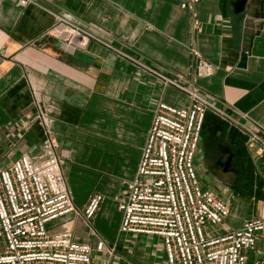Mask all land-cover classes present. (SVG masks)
I'll return each mask as SVG.
<instances>
[{
  "label": "crops",
  "instance_id": "obj_1",
  "mask_svg": "<svg viewBox=\"0 0 264 264\" xmlns=\"http://www.w3.org/2000/svg\"><path fill=\"white\" fill-rule=\"evenodd\" d=\"M185 1L31 0L21 6L0 0V170L23 155L40 162L52 142L76 211L49 223V233L70 231L93 245L102 238L116 246L112 264H166L155 236L121 240L118 208L158 104L189 103L163 78L197 91L221 112L206 113L196 156L210 180L207 189L229 205L224 227L264 220V159L241 128L264 132V0H247L241 16L231 0H199L182 9ZM59 18L111 48L91 41L85 49H66L52 33ZM200 61L211 74L200 70ZM94 194L103 201L87 224L82 214ZM4 247L0 232V253ZM98 254L94 264L104 262ZM246 255L249 264L264 261V231Z\"/></svg>",
  "mask_w": 264,
  "mask_h": 264
},
{
  "label": "built area",
  "instance_id": "obj_2",
  "mask_svg": "<svg viewBox=\"0 0 264 264\" xmlns=\"http://www.w3.org/2000/svg\"><path fill=\"white\" fill-rule=\"evenodd\" d=\"M198 2L185 1L181 8L193 9ZM29 3L31 0H19L21 6ZM193 17L197 28L200 21L196 13ZM52 33L66 49H85L91 41L111 48L70 18H59ZM198 67L205 75L211 74L208 64L200 61ZM163 81L179 87L189 103L181 107L159 103L156 107L136 175L125 183L118 198L119 232L159 237L167 264H249L246 252L257 249L264 220L257 217L239 229L225 228L229 205L200 186L194 166L206 113L221 112L197 91L167 78ZM241 128L257 156L264 159V132ZM44 150L38 163L23 155L0 170V232L5 243L0 264H94L95 252L108 253L109 263L115 245H107L102 238L93 245L70 231L49 233V223L76 208L55 145L47 142ZM102 201L99 194L91 197L83 210L84 222L91 223Z\"/></svg>",
  "mask_w": 264,
  "mask_h": 264
},
{
  "label": "rangeland",
  "instance_id": "obj_3",
  "mask_svg": "<svg viewBox=\"0 0 264 264\" xmlns=\"http://www.w3.org/2000/svg\"><path fill=\"white\" fill-rule=\"evenodd\" d=\"M198 161H197V156H195V159H194V166H195V170H196V174H197V178H198V181H199V184L201 187H204L205 189L209 188V182L210 180L208 178H206L204 175H203V172L202 170H199L198 169ZM48 228V226H47ZM49 231V230H48ZM127 234L123 233L120 235V238L121 240L126 236ZM128 236V235H127ZM158 243L160 246H163V242L161 241V239L159 237H153ZM109 247V246H107ZM116 247V246H115ZM116 248H115V252L113 254V257L110 259V262L109 263H106L107 262V258H108V253H104V254H98V257H102V259L104 260V262L102 264H112V261L113 259L115 258L116 256ZM164 254V258H166V254L165 252L163 253ZM166 261V260H165ZM166 264H167V261H166Z\"/></svg>",
  "mask_w": 264,
  "mask_h": 264
},
{
  "label": "water",
  "instance_id": "obj_4",
  "mask_svg": "<svg viewBox=\"0 0 264 264\" xmlns=\"http://www.w3.org/2000/svg\"><path fill=\"white\" fill-rule=\"evenodd\" d=\"M247 0H231L230 9L236 14L241 16V13L244 11ZM231 162V157L228 158L226 166Z\"/></svg>",
  "mask_w": 264,
  "mask_h": 264
}]
</instances>
